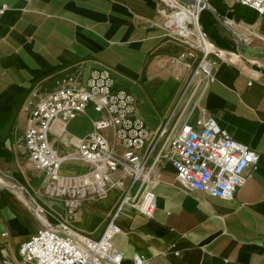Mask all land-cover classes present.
<instances>
[{"label":"crops","instance_id":"crops-1","mask_svg":"<svg viewBox=\"0 0 264 264\" xmlns=\"http://www.w3.org/2000/svg\"><path fill=\"white\" fill-rule=\"evenodd\" d=\"M0 3L6 6L0 18V170L6 179L19 182L34 203L61 221L65 206L44 195L45 172L29 157L28 117L51 93L85 85L93 70L109 68L115 87L135 97V115L152 133L145 147L149 162L164 153L151 176L154 213L147 216L126 205L117 215L121 232L113 242L125 263L138 254L153 264H264V16L239 0H209L200 12L201 26L211 42L233 55L232 60L212 55L211 78L196 72L201 52L182 57L190 46L168 32L173 8L166 0ZM204 114L258 153L233 198L182 184L169 157L182 126ZM103 115L90 104L68 122L66 134H52L51 142L60 154H73ZM70 139L73 146L64 142ZM88 168L68 160L62 171ZM125 194L126 188H115L104 197L89 196L70 226L100 238ZM32 217L17 191L0 188V242L8 252L15 253L18 245L20 255L21 244L38 232Z\"/></svg>","mask_w":264,"mask_h":264},{"label":"built area","instance_id":"built-area-1","mask_svg":"<svg viewBox=\"0 0 264 264\" xmlns=\"http://www.w3.org/2000/svg\"><path fill=\"white\" fill-rule=\"evenodd\" d=\"M166 2L173 8L166 22L168 32L190 46L182 57H194L200 51L196 72L203 71L213 78L212 55L230 60L233 55L211 42L201 26L200 12L209 0ZM239 2L264 16V0ZM185 9L195 12L196 19L186 14L181 16ZM5 11L6 6L0 3V18ZM115 84L111 69L97 68L85 85L58 89L42 99L29 115L25 137L30 160L45 172L47 194L63 202L65 214L60 225L46 226L21 244L24 264H126L124 255L113 242L121 232L116 222L119 211L132 205L144 215L154 213L156 195L150 188L151 176L164 153L160 152L152 163L149 162L145 147L152 133L145 121L135 115V97L116 88ZM90 104L104 115L94 121L93 130L81 138L73 154H60L51 142V135L66 134L68 122L86 113ZM165 132L162 129L159 136ZM169 157L182 184L227 199L233 198L245 184L246 169L255 165L259 158L255 150L235 140L216 118L207 114L195 123L182 126L171 141ZM68 160L82 161L89 168L81 173H64L62 167ZM116 173L119 174L117 178L114 177ZM128 178L130 184L126 182ZM1 187L7 186L0 170ZM115 188H126V194L100 238L70 226L77 220L85 199L107 195ZM135 188L137 191L133 193ZM131 264L153 263L137 254Z\"/></svg>","mask_w":264,"mask_h":264},{"label":"rangeland","instance_id":"rangeland-1","mask_svg":"<svg viewBox=\"0 0 264 264\" xmlns=\"http://www.w3.org/2000/svg\"><path fill=\"white\" fill-rule=\"evenodd\" d=\"M199 52H200V51H199ZM64 142L67 143L68 146H73V145H74V142H73V140H71V139H70V141H68V142L64 140ZM116 175H117V174H116ZM6 181L9 182V183H15V184L17 183V187H18L19 189H20V187H23L22 185L19 184V182L15 181V180H12V179H6ZM24 193L26 194V196L29 197V195L26 193V191H24ZM43 193H44L45 196L51 198V197L47 194L46 184L44 185ZM104 196H106V195H93V196H91V197H104ZM29 198H30V197H29ZM34 204H35L36 206H39L44 212H46L47 214L50 215V217H51L50 222H51V224H53V226L56 227V226L60 225V224L64 221V217H63V216H59V215H58L59 218H60V220H61V221H59V220H57V218H56V219L53 218L52 215L55 216V214H54L52 211H50L49 209H47V208L44 207V206L42 207V206H41L40 204H38V203H34ZM52 210H53L54 212L58 213V211H57L54 207H52ZM17 249H18V245L16 246L15 253L12 252V251L8 252L6 244H5L4 242L1 241V242H0V264H24V261H23L22 257H21L20 255H18V251H17Z\"/></svg>","mask_w":264,"mask_h":264},{"label":"bare ground","instance_id":"bare-ground-1","mask_svg":"<svg viewBox=\"0 0 264 264\" xmlns=\"http://www.w3.org/2000/svg\"><path fill=\"white\" fill-rule=\"evenodd\" d=\"M187 15L189 17H191V19H196V14L195 12H192L191 13L185 9L183 11H181V16L182 15ZM180 16V17H181ZM215 55V54H213ZM6 186L8 188H11L15 191H17L19 197L24 200V202L29 206L31 212L33 213V221L34 223L39 227L38 229H42L46 226H53V224H51L50 220H51V217L49 214H47L46 212H44L39 206H36L33 202V200L31 198H29L28 196H26V194L24 193V188L23 187H20V189L17 187V183H9L6 181ZM53 218H57V217H53Z\"/></svg>","mask_w":264,"mask_h":264}]
</instances>
